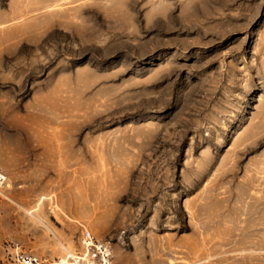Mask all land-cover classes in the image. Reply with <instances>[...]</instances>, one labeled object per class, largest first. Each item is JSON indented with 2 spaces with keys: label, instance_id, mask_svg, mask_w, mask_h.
<instances>
[{
  "label": "rangeland",
  "instance_id": "374dc122",
  "mask_svg": "<svg viewBox=\"0 0 264 264\" xmlns=\"http://www.w3.org/2000/svg\"><path fill=\"white\" fill-rule=\"evenodd\" d=\"M44 1L0 0V264L17 243L59 254L77 222L115 264H264V140L246 148L264 133V0L176 22Z\"/></svg>",
  "mask_w": 264,
  "mask_h": 264
},
{
  "label": "built area",
  "instance_id": "2783aa9c",
  "mask_svg": "<svg viewBox=\"0 0 264 264\" xmlns=\"http://www.w3.org/2000/svg\"><path fill=\"white\" fill-rule=\"evenodd\" d=\"M7 177L0 172V186L6 182ZM45 198V197H44ZM48 211L51 218L57 223H72L73 219L58 204L55 195L46 197ZM32 210L31 213H33ZM80 234L77 241L63 247L55 255L38 254L19 243L11 246V256L16 264H115L113 249L107 240L98 237L89 227L77 222ZM43 224V223H42ZM44 225H46L44 223Z\"/></svg>",
  "mask_w": 264,
  "mask_h": 264
},
{
  "label": "bare ground",
  "instance_id": "6f19581e",
  "mask_svg": "<svg viewBox=\"0 0 264 264\" xmlns=\"http://www.w3.org/2000/svg\"><path fill=\"white\" fill-rule=\"evenodd\" d=\"M63 1L66 0H46L44 2L48 4L51 3L56 4V3H62ZM212 1H216V0H125V7L131 12L137 11L140 7H142L141 5L143 6L152 5L153 7H159L158 9H155L156 10L154 13V16L156 17L155 21L166 22L164 20L169 19L172 22H176L179 19L178 16H176L175 14L176 7L186 5L187 7H189L190 12L195 13V15L198 16L204 10L203 9L204 6ZM21 12L22 11L20 10L17 13L20 14ZM195 22L197 23L196 20ZM263 140H264V133L263 135L259 136L256 140L252 141L251 144L247 145L246 148L249 149L250 147H255L258 143H260ZM261 162L264 163V161ZM262 169H263L262 173H264V167H262ZM44 197L45 196H43V198ZM36 219L37 221L44 224L43 220L39 218Z\"/></svg>",
  "mask_w": 264,
  "mask_h": 264
}]
</instances>
